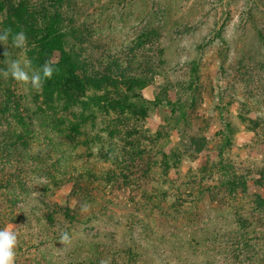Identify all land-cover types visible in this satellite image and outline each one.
I'll list each match as a JSON object with an SVG mask.
<instances>
[{
    "label": "trees",
    "instance_id": "obj_1",
    "mask_svg": "<svg viewBox=\"0 0 264 264\" xmlns=\"http://www.w3.org/2000/svg\"><path fill=\"white\" fill-rule=\"evenodd\" d=\"M79 1L0 0V29L11 27L13 32L26 33L28 58L34 68L42 66L51 52L66 47L70 60L80 63L88 84L117 89L118 79L121 84L127 80L123 78L127 67L117 59L95 67L83 53L87 51L84 40L73 36L81 11ZM70 2L77 6V13H66ZM7 50L12 59H23L24 52L12 46L11 38ZM4 51L0 44V68L5 67ZM192 70L191 78L197 79L196 69ZM196 87L188 85L192 91ZM222 88L219 85L220 92ZM83 93L84 85L58 71L40 91L0 76V194L11 210L23 206L24 200L31 201L28 211L19 208L25 210L21 221L30 222L31 217L62 246L53 257L43 254L42 261L22 263L16 250L15 264H264V196L249 193L252 175L240 179L220 165V182L206 186L202 181L211 178L214 167L204 165L196 173L199 181L194 180L195 174H186L188 181L173 183L161 173L165 185L146 189V179L159 174L157 161L147 168L134 163L122 166L126 158L119 159V155L110 161L100 148L97 151L96 144H101L102 133L111 138L115 131L106 123L101 133L92 135L93 127L88 126V119L96 113L106 116L102 109L108 103L124 111L126 107L118 104L121 97L112 93L110 99L95 101V107L93 101H84ZM86 104L92 109L87 110ZM164 104L170 108L171 129L180 127L188 107L172 99ZM225 174L227 180L222 181ZM133 177L141 184L132 182ZM65 185L70 189L66 202L60 204L53 199ZM214 194L218 203L211 207V217L203 219L208 213L203 204ZM129 197L138 200L133 213L118 207ZM159 219L169 229L162 231ZM63 232H68L71 243L61 242ZM171 236L181 241L171 244L176 246L172 257L167 247L164 253L156 250Z\"/></svg>",
    "mask_w": 264,
    "mask_h": 264
},
{
    "label": "rangeland",
    "instance_id": "obj_2",
    "mask_svg": "<svg viewBox=\"0 0 264 264\" xmlns=\"http://www.w3.org/2000/svg\"><path fill=\"white\" fill-rule=\"evenodd\" d=\"M78 4L81 11L76 14L73 36L84 40L87 51L83 53L90 63L98 67L100 62L106 65L117 59L127 67L123 77L127 80L121 84L118 79L117 89L99 88L87 83L80 63L70 60L66 47L45 58L65 78L84 85L81 95L95 107V101L110 99L112 93L121 97L118 104L126 107L124 111L111 102L102 109L106 116L100 111L88 119L92 135L101 133L106 123L115 131L111 138L102 133V145L96 144L97 149L110 161L117 155L126 158L122 166L134 163L147 168L157 161L159 174L146 179V189L165 185L164 176L174 183L188 181L184 176L195 174L197 178H192L199 181L196 173L204 165H212L214 171L202 185L213 186L220 182L217 169L223 165L228 174L240 179L252 175L249 193L264 196V0H80ZM74 8L77 6L70 2L65 11L77 13ZM190 83L197 85L195 91L188 89ZM167 99L188 107L186 121L175 129L168 121ZM86 105L87 110L92 109ZM224 176L222 181L227 180ZM131 181L141 184L135 177ZM69 189L68 185L60 188L53 200L64 204ZM216 197L214 194L203 204L208 210L203 219L211 217ZM24 201L28 211L31 201ZM137 201L136 197L123 200L118 207L133 213ZM23 206L8 209L0 194V230L21 228L16 232L17 260L42 261L43 254L53 257L62 249L60 242L31 217L30 222L21 221L25 210L19 208ZM157 224L162 231L169 229L160 219ZM179 238H165L156 250L164 253L167 247L171 255L176 248L171 244H181Z\"/></svg>",
    "mask_w": 264,
    "mask_h": 264
},
{
    "label": "clouds",
    "instance_id": "obj_3",
    "mask_svg": "<svg viewBox=\"0 0 264 264\" xmlns=\"http://www.w3.org/2000/svg\"><path fill=\"white\" fill-rule=\"evenodd\" d=\"M2 22V19H0V23ZM10 38L12 46L24 52L22 60L12 59L11 52L7 50ZM0 44L5 46L3 53L5 67L0 68V76H3L5 79L10 77L18 83L25 86L31 85L32 88L40 91L43 88L44 82L51 79L54 72L58 71L50 62H45L39 68L33 67L32 61L26 55L28 37L23 30L13 32L11 27L0 29ZM84 207L86 209L87 206L85 205ZM61 242L65 244L71 243V237L68 232L61 234ZM17 244V233L12 231L11 226L0 230V264H15V248Z\"/></svg>",
    "mask_w": 264,
    "mask_h": 264
}]
</instances>
